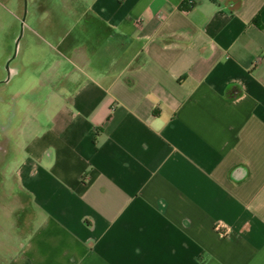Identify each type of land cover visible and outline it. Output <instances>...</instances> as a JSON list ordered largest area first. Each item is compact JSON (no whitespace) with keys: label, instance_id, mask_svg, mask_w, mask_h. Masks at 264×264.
<instances>
[{"label":"crops","instance_id":"1","mask_svg":"<svg viewBox=\"0 0 264 264\" xmlns=\"http://www.w3.org/2000/svg\"><path fill=\"white\" fill-rule=\"evenodd\" d=\"M30 13L69 66L40 80L2 264H264V0Z\"/></svg>","mask_w":264,"mask_h":264},{"label":"rangeland","instance_id":"2","mask_svg":"<svg viewBox=\"0 0 264 264\" xmlns=\"http://www.w3.org/2000/svg\"><path fill=\"white\" fill-rule=\"evenodd\" d=\"M35 1H5L0 8V245L15 236L4 188L12 192L11 170L22 155L27 133L34 127L32 118L41 117L42 99L54 89L51 85H59L53 82L42 87L40 80L69 66L65 62L55 71V57L49 56L48 41L39 40L30 30Z\"/></svg>","mask_w":264,"mask_h":264},{"label":"water","instance_id":"3","mask_svg":"<svg viewBox=\"0 0 264 264\" xmlns=\"http://www.w3.org/2000/svg\"><path fill=\"white\" fill-rule=\"evenodd\" d=\"M19 38H20V36L17 38L16 43H18ZM6 67H7V69H8V64L6 65Z\"/></svg>","mask_w":264,"mask_h":264}]
</instances>
